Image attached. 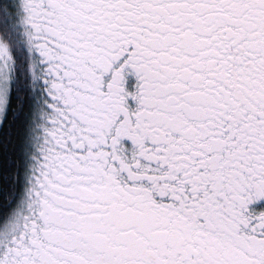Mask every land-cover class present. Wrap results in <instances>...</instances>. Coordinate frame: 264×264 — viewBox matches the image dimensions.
Here are the masks:
<instances>
[{
  "label": "snow or ice",
  "instance_id": "obj_1",
  "mask_svg": "<svg viewBox=\"0 0 264 264\" xmlns=\"http://www.w3.org/2000/svg\"><path fill=\"white\" fill-rule=\"evenodd\" d=\"M0 264H264V0H0Z\"/></svg>",
  "mask_w": 264,
  "mask_h": 264
}]
</instances>
